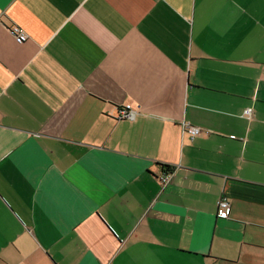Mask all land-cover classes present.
I'll list each match as a JSON object with an SVG mask.
<instances>
[{
	"label": "crops",
	"instance_id": "crops-1",
	"mask_svg": "<svg viewBox=\"0 0 264 264\" xmlns=\"http://www.w3.org/2000/svg\"><path fill=\"white\" fill-rule=\"evenodd\" d=\"M0 264H264V0H0Z\"/></svg>",
	"mask_w": 264,
	"mask_h": 264
},
{
	"label": "built area",
	"instance_id": "built-area-1",
	"mask_svg": "<svg viewBox=\"0 0 264 264\" xmlns=\"http://www.w3.org/2000/svg\"><path fill=\"white\" fill-rule=\"evenodd\" d=\"M9 33L13 36V38L18 42V43H23L28 35L21 30L18 26H12L9 28ZM250 110L247 109L246 112H249ZM137 115V111L130 105V104H125V105H121L119 107H117L116 109V113L114 115V117L118 120L121 119H134L135 116ZM182 128L184 132L189 133L192 137L197 135L199 132H201V128L200 127H196L193 125H190L188 123H183L182 124ZM161 182L163 185H165L168 182L169 179V174H163L161 177ZM218 207L220 209V211H226L227 207H228V202L227 199L225 197H223L219 203H218Z\"/></svg>",
	"mask_w": 264,
	"mask_h": 264
},
{
	"label": "trees",
	"instance_id": "trees-1",
	"mask_svg": "<svg viewBox=\"0 0 264 264\" xmlns=\"http://www.w3.org/2000/svg\"><path fill=\"white\" fill-rule=\"evenodd\" d=\"M164 174H171L173 171V167L169 166V165H160Z\"/></svg>",
	"mask_w": 264,
	"mask_h": 264
}]
</instances>
